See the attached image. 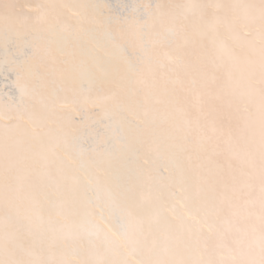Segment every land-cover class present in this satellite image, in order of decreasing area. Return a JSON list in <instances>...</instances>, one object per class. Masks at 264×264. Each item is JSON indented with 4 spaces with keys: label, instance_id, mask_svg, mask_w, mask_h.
<instances>
[{
    "label": "snow or ice",
    "instance_id": "obj_1",
    "mask_svg": "<svg viewBox=\"0 0 264 264\" xmlns=\"http://www.w3.org/2000/svg\"><path fill=\"white\" fill-rule=\"evenodd\" d=\"M0 264H264V0H0Z\"/></svg>",
    "mask_w": 264,
    "mask_h": 264
}]
</instances>
